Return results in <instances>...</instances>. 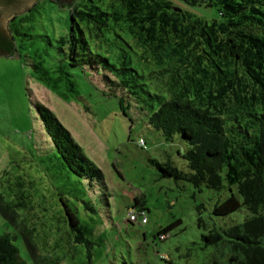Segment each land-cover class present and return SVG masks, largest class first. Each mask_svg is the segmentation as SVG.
<instances>
[{"label":"rangeland","instance_id":"rangeland-1","mask_svg":"<svg viewBox=\"0 0 264 264\" xmlns=\"http://www.w3.org/2000/svg\"><path fill=\"white\" fill-rule=\"evenodd\" d=\"M60 1L66 7L73 0ZM25 12L31 15L30 28L25 29L29 36L14 35L19 53L0 56V194L13 208V212L0 210V234L14 236L24 264H53L50 259L55 257L56 264H212V255L221 258L223 248L204 244L201 234L212 226L240 223L247 215L242 206L226 216H214L211 207L226 196V189L198 188L161 177L149 159L169 160L184 170L180 155L185 143L177 136L167 141L152 128L142 111L133 107L143 108L141 102L120 104L104 88L100 74L70 64L68 44L59 42L67 32L64 22L69 16L55 3L32 0L11 13L4 21L8 34L10 19ZM118 33L119 37L110 31L97 40L87 35L92 52L107 55L115 65L117 54L127 55L129 64L144 75L140 79L144 89L167 97L162 85L165 75L154 71L158 66L145 59L130 33ZM22 41L24 49L19 47ZM35 61L41 63L37 71L30 65ZM137 91V98L146 99L144 91ZM35 102L54 112L84 155L102 170L104 187L76 176L63 164ZM138 138L143 139V147ZM132 196L148 208V222L142 226L126 222ZM18 198L24 204L17 205ZM63 202L89 229L85 236L94 242L89 256L84 244L72 243ZM197 217L203 226L197 225ZM177 219L179 223L162 239L155 236L158 227Z\"/></svg>","mask_w":264,"mask_h":264},{"label":"trees","instance_id":"trees-1","mask_svg":"<svg viewBox=\"0 0 264 264\" xmlns=\"http://www.w3.org/2000/svg\"><path fill=\"white\" fill-rule=\"evenodd\" d=\"M47 1L69 16L64 22L67 32L59 42L68 44L70 64L100 74L104 88L120 104L141 102L143 108L133 107L142 111L152 128L167 141L177 136L185 143L180 155L184 170L169 160L149 159L159 175L198 188L226 189V196L211 207L214 216H226L240 206L247 213L240 223L212 226L201 234L204 244L223 248L221 258L212 255L211 263L264 264V0H73L66 7L60 0ZM30 19L27 12L10 19L11 47L0 56L19 53L14 35L29 36L25 29L30 28ZM121 30L130 33L145 59L158 66L154 71L165 75L162 85L167 97L144 89L140 81L144 75L129 64L127 55L117 54L115 65L107 55L92 52L87 35L97 40L111 31L119 37ZM19 47L25 48L23 41ZM40 64L30 65L37 71ZM136 87L147 94L146 99L137 98ZM34 106L63 164L76 176L104 187L102 170L84 155L54 112L39 102ZM18 200L17 205L24 204ZM133 202L146 216L144 202L137 197ZM85 206L94 212L92 206ZM63 208L72 243L84 244L89 256L94 244L85 236L90 235L89 229L65 202ZM0 210L13 212L1 194ZM178 223L177 219L158 227L155 236ZM197 225L203 226L200 217ZM13 239L10 233L0 234V264H24ZM55 258L50 259L53 264L59 261Z\"/></svg>","mask_w":264,"mask_h":264},{"label":"water","instance_id":"water-1","mask_svg":"<svg viewBox=\"0 0 264 264\" xmlns=\"http://www.w3.org/2000/svg\"><path fill=\"white\" fill-rule=\"evenodd\" d=\"M32 0H0V53L7 52L11 47L4 21L13 13L23 10ZM176 11L180 9L173 8ZM12 57V56H11Z\"/></svg>","mask_w":264,"mask_h":264},{"label":"built area","instance_id":"built-area-1","mask_svg":"<svg viewBox=\"0 0 264 264\" xmlns=\"http://www.w3.org/2000/svg\"><path fill=\"white\" fill-rule=\"evenodd\" d=\"M143 141L139 138L138 144L142 145ZM127 220L130 222H136L138 224H144L146 222V216L144 211L141 208H136L133 210L127 211ZM165 234H161L158 236L159 239H162Z\"/></svg>","mask_w":264,"mask_h":264},{"label":"crops","instance_id":"crops-1","mask_svg":"<svg viewBox=\"0 0 264 264\" xmlns=\"http://www.w3.org/2000/svg\"><path fill=\"white\" fill-rule=\"evenodd\" d=\"M132 197L134 198L136 196H132ZM134 208H140V206L138 204L136 205V203H133V204H131L129 206H126V214H127V210H133ZM143 208H147L146 204H143ZM145 212H146V216H147V221H146V223H147L148 222V215H147L148 214V211H145ZM126 214H125V216H126V220H127V215Z\"/></svg>","mask_w":264,"mask_h":264},{"label":"clouds","instance_id":"clouds-1","mask_svg":"<svg viewBox=\"0 0 264 264\" xmlns=\"http://www.w3.org/2000/svg\"><path fill=\"white\" fill-rule=\"evenodd\" d=\"M134 209H136V208H134ZM142 209V208H141ZM127 211H129V210H127ZM127 221V220H126ZM128 222V221H127Z\"/></svg>","mask_w":264,"mask_h":264}]
</instances>
